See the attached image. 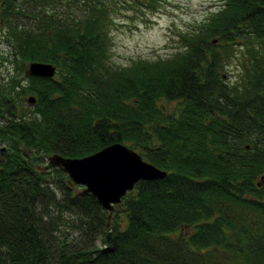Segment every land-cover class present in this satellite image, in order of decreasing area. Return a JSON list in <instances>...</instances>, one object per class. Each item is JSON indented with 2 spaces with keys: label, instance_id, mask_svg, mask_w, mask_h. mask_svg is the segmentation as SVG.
I'll return each instance as SVG.
<instances>
[{
  "label": "trees",
  "instance_id": "1",
  "mask_svg": "<svg viewBox=\"0 0 264 264\" xmlns=\"http://www.w3.org/2000/svg\"><path fill=\"white\" fill-rule=\"evenodd\" d=\"M116 1L0 0L13 58L57 65L0 83V264H264V0H220L175 54L129 65L111 60ZM115 141L167 174L109 217L44 165Z\"/></svg>",
  "mask_w": 264,
  "mask_h": 264
},
{
  "label": "rangeland",
  "instance_id": "2",
  "mask_svg": "<svg viewBox=\"0 0 264 264\" xmlns=\"http://www.w3.org/2000/svg\"><path fill=\"white\" fill-rule=\"evenodd\" d=\"M220 0H118L115 2L112 25L111 60L115 64L129 65L141 58L156 59L160 56H172L180 48L181 32H190L199 25ZM6 27L0 26V83L11 76L23 77L25 68L21 60L14 59L11 46L6 40ZM241 49H237V58L225 67L226 79H234L243 61ZM244 51V50H243ZM242 51V53H243ZM27 64L29 61H22ZM23 64V63H22ZM25 80H22V82ZM18 100L24 107L27 97ZM17 101V100H16ZM30 104V103H29ZM160 105L166 113L173 112L179 106L177 100L162 99ZM80 189L84 185H79ZM67 217L71 216L66 212ZM65 231L72 232V229Z\"/></svg>",
  "mask_w": 264,
  "mask_h": 264
},
{
  "label": "water",
  "instance_id": "3",
  "mask_svg": "<svg viewBox=\"0 0 264 264\" xmlns=\"http://www.w3.org/2000/svg\"><path fill=\"white\" fill-rule=\"evenodd\" d=\"M57 65L50 61L31 60L25 68L26 75L54 77ZM36 96L27 97L29 103ZM57 166L69 174L71 183L84 185L83 192L92 193L111 216L115 204L141 179L164 177L167 170L146 159L138 150L121 141L109 143L84 156H66L58 152L48 155L44 168ZM264 182V175L260 177Z\"/></svg>",
  "mask_w": 264,
  "mask_h": 264
}]
</instances>
